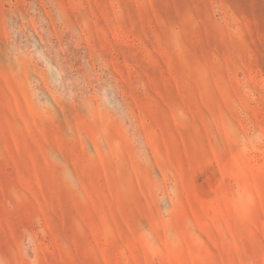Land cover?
Returning <instances> with one entry per match:
<instances>
[{"label": "rangeland", "instance_id": "rangeland-1", "mask_svg": "<svg viewBox=\"0 0 264 264\" xmlns=\"http://www.w3.org/2000/svg\"><path fill=\"white\" fill-rule=\"evenodd\" d=\"M0 264H264V0H0Z\"/></svg>", "mask_w": 264, "mask_h": 264}]
</instances>
